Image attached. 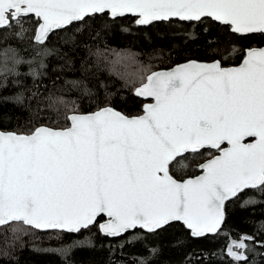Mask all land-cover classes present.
Segmentation results:
<instances>
[{
    "label": "snow or ice",
    "instance_id": "6c2138e0",
    "mask_svg": "<svg viewBox=\"0 0 264 264\" xmlns=\"http://www.w3.org/2000/svg\"><path fill=\"white\" fill-rule=\"evenodd\" d=\"M132 26L167 40L155 51L171 67L133 98L74 80L80 96L56 98L62 116L36 118L44 105L25 97L24 76H42L52 54L98 56ZM0 45V87L17 86L0 96V224L47 237L39 250L61 264L85 248L106 264H173L172 249L184 264H264V0H0ZM236 209L251 231L226 228ZM222 234L221 247L198 246Z\"/></svg>",
    "mask_w": 264,
    "mask_h": 264
},
{
    "label": "trees",
    "instance_id": "16d2710c",
    "mask_svg": "<svg viewBox=\"0 0 264 264\" xmlns=\"http://www.w3.org/2000/svg\"><path fill=\"white\" fill-rule=\"evenodd\" d=\"M125 23L130 24V21ZM132 33H117L108 43V51L101 54L90 56L86 49H78L73 53H69L72 56V63H68L62 56L52 54L45 59L47 67L43 70L44 74L33 80L29 76H24L23 87L26 89L25 97L31 96L32 93H38L41 103L44 105L43 111L36 113V118L44 119L45 122L51 123L58 120V113L62 116L65 111V105L60 103L57 97H68L69 100L80 96L78 86L73 85L71 82L74 80H85L89 86H94L97 79L105 80L109 85H115L120 90L123 96L133 98L134 94L131 88L134 84H137V80L141 74H143L139 80L145 78L150 71L157 70L158 67H171L175 57L172 59L167 58V52L164 57L161 58L156 49L165 48L167 40L156 33L155 30L151 32V38L149 39L143 32H138L135 26H132ZM53 42L56 37H52ZM259 38L253 40L252 43H258ZM15 45V41H12ZM0 47H3L0 45ZM23 49L24 46L20 45ZM66 50V49H65ZM121 52H129L134 55L138 61L137 65L124 69L114 64V59L117 54ZM25 58L31 54V49L27 51H21L20 53ZM3 53L0 52V60H2ZM86 60L87 63L82 66L81 61ZM99 61V63H97ZM91 64V68L87 65ZM27 71L25 65L22 69ZM11 80V78H9ZM79 87H82L79 86ZM17 90V86L9 83L7 89L0 87V96L9 95ZM43 97H49L43 99ZM139 99V98H135ZM38 99L33 98L30 101L25 99V103H30L33 110L36 109ZM2 105V102H0ZM85 110L87 108V100L83 105ZM15 113L16 109L12 103H9L6 107ZM128 110L135 111V105L132 100H129ZM51 118V119H49ZM63 123L62 119L59 120ZM189 165L192 161L187 162ZM181 171L191 172V167L181 169ZM261 209L257 207L255 216L257 218L261 215ZM252 213H244L238 209L233 210L229 216L226 228L233 230L235 234L238 230L251 231L252 225L246 222L245 217L250 216ZM16 227V228H15ZM18 228H21L22 231ZM27 226L22 223H9L0 226V264H61L58 256L42 251L48 246L50 241L47 237L34 235L28 231ZM20 230V231H17ZM54 243V242H52ZM225 244V236L222 234L215 240H204L199 242V247L205 249H217ZM33 245H37L38 248H34ZM185 250L172 249L169 251L168 256L173 261V264H184L183 258ZM75 259L77 264H106L107 256L104 251H91L87 248L80 250L76 253ZM122 259H129V257H122ZM213 264H220L219 260H214Z\"/></svg>",
    "mask_w": 264,
    "mask_h": 264
},
{
    "label": "rangeland",
    "instance_id": "374dc122",
    "mask_svg": "<svg viewBox=\"0 0 264 264\" xmlns=\"http://www.w3.org/2000/svg\"><path fill=\"white\" fill-rule=\"evenodd\" d=\"M114 64L118 65L119 67H122L124 69H128V67H132L134 65H137L138 61H137L136 57L134 55H132L131 53L121 52V53L116 55V57L114 59ZM142 75L143 74L140 73L139 77H137L138 78L137 83L140 81L139 78ZM18 229H20L22 231L21 228H18ZM20 230H17V231H20Z\"/></svg>",
    "mask_w": 264,
    "mask_h": 264
},
{
    "label": "water",
    "instance_id": "95a60500",
    "mask_svg": "<svg viewBox=\"0 0 264 264\" xmlns=\"http://www.w3.org/2000/svg\"><path fill=\"white\" fill-rule=\"evenodd\" d=\"M9 223H22L23 224V222L9 221V222H6L5 224H0V226L6 225V224H9ZM25 226H27V225H25ZM27 227H29V226H27Z\"/></svg>",
    "mask_w": 264,
    "mask_h": 264
}]
</instances>
